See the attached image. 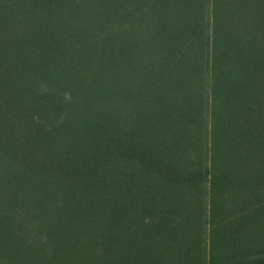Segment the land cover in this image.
<instances>
[{"label": "trees", "instance_id": "obj_1", "mask_svg": "<svg viewBox=\"0 0 264 264\" xmlns=\"http://www.w3.org/2000/svg\"><path fill=\"white\" fill-rule=\"evenodd\" d=\"M0 264H264V0H0Z\"/></svg>", "mask_w": 264, "mask_h": 264}]
</instances>
